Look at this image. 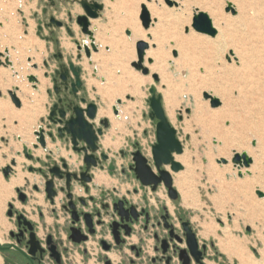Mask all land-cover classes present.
<instances>
[{"label":"rangeland","instance_id":"374dc122","mask_svg":"<svg viewBox=\"0 0 264 264\" xmlns=\"http://www.w3.org/2000/svg\"><path fill=\"white\" fill-rule=\"evenodd\" d=\"M82 1L102 6L98 18L91 20L90 29L97 50L91 52V59H87L84 53L81 57L77 55L79 45L90 46L92 42L76 22L77 17L85 15L80 5ZM145 2L0 0V62L8 60L5 66L0 63V139L16 133L31 147L35 141L34 131L42 127L53 135V140L46 139V146L52 150H34L31 147L33 154L38 150L41 153L33 155L32 161L22 155V159L30 163L27 168L45 171L53 163L59 165L63 158L71 172L77 171L79 165H73L66 158L69 154L75 158L77 155L69 144L59 140L48 121L50 107L55 102L52 96L54 79L61 81L55 77L56 71L63 66L69 69V79L75 78L69 68L71 64L79 69L78 79L83 88L79 92L80 97L96 105L97 123L102 119L108 121L98 146L114 171L109 174L106 166L103 171H97L105 179L102 188L108 194L126 195V191H131L137 184L130 177L120 176L119 169L126 167L130 160L121 158L120 152L129 154L138 144L143 156L151 159L150 147L155 143V122L148 117L147 103L148 89L152 86L161 95L165 114L183 145V153L175 156V161L183 169L172 174L173 187L179 199L175 203L168 201L163 188L158 194L164 196L169 210L188 219L199 240L211 247L206 264H238L219 250L218 241L225 239L226 229L229 237L243 248L245 255L253 256L256 264H264V199L255 193L257 189L264 191V0H184L185 11L179 22L174 26L161 27H157V17L150 11L156 8L166 15V9L174 4L168 6L164 0H152L148 3L152 24L147 29L139 20L141 5ZM228 3L234 5L235 15L225 12ZM208 6L216 7L223 24L224 20L227 22L229 36L226 41L229 45L227 51L219 54L221 61L212 59V47L209 45L218 31L211 38L191 29L192 17L198 11L207 14L217 30L221 26V21ZM242 17L247 18V27L242 26ZM51 19L61 26L51 24ZM126 29L131 31V37L126 35ZM149 32L151 39H148ZM140 40L147 43L150 40L151 51L159 53L158 57H151V62L146 58L142 63L148 70L146 75L132 66V63H137L136 43ZM230 40L235 42L237 51ZM173 41L175 48L178 41L188 48L186 53L193 63L188 69L183 66L184 61L183 65L180 64L184 58L183 50L179 51L178 57L172 55V48L168 45ZM229 49L235 51L243 67L229 64L224 59ZM170 62L174 68L169 67ZM201 67L205 69L204 73H201ZM191 70L195 72L193 76H190ZM154 73L158 76L157 81L152 78ZM30 76L35 78V82H29ZM8 91H15L21 99L19 110L11 102ZM67 93L65 95L69 98ZM204 93L218 98L220 105L211 108L209 100L203 97ZM117 100L121 103L117 104ZM113 107L117 109V115L113 114ZM226 119L232 122V127L225 126ZM52 146L59 149L55 151ZM235 153H246L251 158L252 163L247 169L237 168L232 163ZM221 159L227 163L222 164ZM18 165L19 159L15 168ZM30 173L38 180L34 183L27 179L24 181L19 190L27 196L24 204L17 197V211L25 212L35 222L39 236L52 234L58 239L56 233L62 235L63 228L57 226L69 221L68 215L65 217L59 207L66 203L65 195L58 192L54 201L60 210L57 217L51 213V205L45 198L41 176ZM11 176L13 173L5 178L6 182ZM221 179L223 184L219 183ZM250 180H257V185L243 187V183ZM178 183L183 184L180 190ZM222 185L235 188L222 193ZM76 186H73L72 194L83 197L75 193ZM39 193H43L44 201H39L37 208H31L32 196L36 198ZM91 193L95 194V191L91 189ZM182 194H185L189 207L184 205ZM10 205L12 203L5 206L3 213L0 209L1 232L6 221L11 222L6 212ZM104 224L100 232H108L107 219ZM205 227L209 230L206 235L203 233ZM0 256L3 258L1 253ZM75 257L77 260L80 258L77 254ZM98 257L91 252L88 264H98Z\"/></svg>","mask_w":264,"mask_h":264},{"label":"water","instance_id":"95a60500","mask_svg":"<svg viewBox=\"0 0 264 264\" xmlns=\"http://www.w3.org/2000/svg\"><path fill=\"white\" fill-rule=\"evenodd\" d=\"M164 2L169 6V4L164 0ZM81 8L84 11L85 15L77 17V24L81 28L82 33H84L85 36L88 37L90 41V49L93 52H96V47L93 43V37L92 32L88 30L89 28V20H95L98 18V13L102 10V6L97 3H87L85 1L80 2ZM231 5L230 3L227 4L225 7V12L230 13L231 15H235V10L232 7H229ZM149 13V12H148ZM144 13L140 11L139 20L141 22V25L143 28L144 21H143ZM198 16H206L208 20L211 22L210 18L207 16V14L203 12H197L191 20V29L201 35H205L211 38H214L211 33H205V32H199L196 28L193 27V22ZM51 24L56 25L57 27L61 26V23L57 22L54 19L50 20ZM151 18L150 15L148 17V26H150ZM212 24V22H211ZM213 26V24H212ZM145 28V29H147ZM213 30L216 32V29L213 27ZM188 31V29H187ZM144 42L138 41L136 43V55H138L139 52V45ZM147 49V47L144 49V51ZM79 50V46H78ZM86 51V57L89 56V52ZM78 56H80L78 54ZM1 63V62H0ZM138 63V62H137ZM8 64V60L5 59V65ZM132 66L136 69H139L144 75V69L145 67L140 64V67H136V63H132ZM69 68L75 77V82L77 86L79 87V79H78V73L79 69L73 67L71 64H69ZM69 69L64 68L61 66L59 71H56V76L60 78L62 82H66L69 78ZM148 73V71H147ZM152 78L154 81H157V79L154 78V75H152ZM29 82L33 83L35 82V78L30 76L28 77ZM149 98L147 100L148 107H149V114L148 117L151 121L155 122L154 124V135H155V143L151 145V159H147L141 151L138 149V144L134 145V152L132 155V166L131 171L133 172V175L135 179L139 182V184L142 187H150L151 190H155L158 186H163L169 191V197L171 200H177L178 198V192L173 187V177L172 174H176L180 171H182L183 166L175 161V156H179L183 153V145L177 138V132L173 128V126L170 124L165 111L163 109L162 105V97L157 92V90L154 87H150L148 89ZM74 95V94H72ZM209 95V94H208ZM8 96L10 97L11 102L16 108H20L21 104L19 99L13 95L11 92H8ZM203 97L205 99V93L203 94ZM208 100V99H207ZM17 101L19 103H17ZM81 103L85 104V108H80L78 104L75 102L69 101V105L67 106V112H69V116L66 117V112L60 113V120L59 124L61 125V128L57 131L59 133L63 132L64 135H60L58 138H65V143L69 144L71 146L72 152H74L77 155L76 163H79L80 160V166L78 167L77 171H70L68 163L65 159L61 158L59 160V165L53 163L52 166L47 167V170H42L40 168H33L29 167L27 170L28 172L37 173L42 178L43 183V191L45 193L46 200L52 205L55 201V198H57V193H63L65 195L66 203L62 206V209L65 211V213H68L71 218V225H74L81 219L84 223V225L87 227L88 233L90 235L94 234L93 230V217L91 214L83 213L78 214L75 209V202L73 199L72 194V188L75 184H78L80 187L84 189V191H87V184L91 181V178L89 176V171L91 168H95L96 158L93 155L98 150V139L103 134L102 129H94L93 125L91 124V121H93L97 115V107L94 103L86 102L84 99L81 100ZM121 101L117 100V104H120ZM211 108H216L220 105H212L211 101L209 100ZM115 108V107H114ZM117 109L115 108L113 110V114L117 115ZM52 115V113H51ZM50 119V118H49ZM101 125L103 128H106L108 126L107 119L101 120ZM46 139L49 138L53 140V135L51 133H45ZM34 136H37V145L34 143L32 144V149L37 150L38 147H40L42 150H45L46 147V139L45 136L42 133L34 132ZM22 155L32 161L33 160V154L32 152H28L26 146H23L22 148ZM106 156L104 154L101 155L102 160H106ZM232 163L237 168H248L250 164L252 163V160L249 156H247L246 153L237 154L235 153L232 158ZM222 164H226L227 161L224 159H221ZM15 165V162H11L10 166L5 167L2 170V174L5 178H7L11 173V167ZM154 168V169H153ZM110 170L113 169V166L111 165ZM154 170L156 171V174L154 173ZM34 190H38L37 186H33ZM257 191H255L258 198H260L257 194ZM17 197L18 200L22 203L25 202L26 196L20 191L17 190ZM76 200L83 204L82 198H76ZM63 200H61L62 203ZM11 209V206H10ZM113 211L116 212L117 217H119L120 224L113 222L110 224L109 228L111 229V233L114 236V239L117 244L121 242L119 238V232L118 229L121 228L125 230V235H128L130 232V229L128 228V223L131 221L137 220V214L135 213L134 207L130 206L128 209L123 208V202L119 201L117 204L113 205ZM12 215L11 210L8 212V216L10 217ZM81 216V218H80ZM99 216V214H97ZM99 218V217H98ZM131 218V220H130ZM17 226H23L26 227L29 233V240L26 243L28 247V256H34L35 253L38 251L41 255L43 250L40 249L39 241L36 239L35 233L33 232V226L32 224L26 220V218L19 214L16 217ZM97 225L100 224V220L96 222ZM182 228L184 232L185 237V243L187 246V250H180L178 253V260L181 262V264H189L190 258L189 256L195 261L196 264H203L201 262L202 255L205 251V245L202 247V251L198 250V239L196 236V233L194 232L191 223L189 221H185L182 223ZM69 239L75 243L79 244L81 242H84L87 237L84 236L79 229L70 227L69 228ZM170 239H175L176 241L180 242L181 240L175 236L172 231L169 233ZM101 246L104 250H108L109 246H107L104 242H100ZM46 245L48 246V250L51 253L50 257H54L57 264H59V258L55 251V246L52 244L51 237H47ZM167 241H162V253L165 254L167 250ZM6 250H15L22 256H27L24 252H22L19 248H17L15 245L11 244L8 247L0 246V251H6ZM169 260V259H168ZM105 264H109L108 262H105Z\"/></svg>","mask_w":264,"mask_h":264},{"label":"flooded vegetation","instance_id":"af4514ba","mask_svg":"<svg viewBox=\"0 0 264 264\" xmlns=\"http://www.w3.org/2000/svg\"><path fill=\"white\" fill-rule=\"evenodd\" d=\"M55 77L57 78L56 75ZM79 84L80 85L78 87L75 82V78H68L66 82L54 79L52 96L55 98V102H53L50 107L48 121H50V123L52 124V127L54 128V130L52 128V131L56 132L57 137H59L60 135H64L63 132L59 133L57 131L61 128V125L59 124V116L61 112H66V117L69 116V112H67L66 109L69 105V101L73 103L75 102L79 105L80 108H85V104L81 103V100L84 98L80 97L79 95V92H81L83 88L81 82ZM65 93L69 95V98L65 95ZM91 124L93 125V128L95 130L99 128L103 130L101 120H98L97 123V115L95 119L91 121ZM43 131L45 133H48V131H45V129H43ZM59 140L64 141L65 138L63 137ZM133 152L134 150L130 151L129 154L120 152L121 158L130 159L126 164V167L122 166L119 169L120 176L130 177L137 184L131 189V191L127 190L126 195H123L121 193L108 194V192L102 188L103 185H100L96 189L91 187V184L94 181L92 172L103 171L105 169V166L106 170L109 171V174H112L114 171V168L112 170L109 169L111 165H108V157L105 154L104 155L107 157L106 160L101 159V155L103 153L100 151L99 146L98 150L93 154L96 158L97 165L95 168H91L89 171L91 181L86 185L87 191H84L83 197H77L73 195L77 213H87L92 215L94 230L93 235H90L88 233L87 227L84 225L81 219L79 220L80 222L71 225L70 215L68 213H65V211L62 209V206L65 204L59 205V207H61V209L63 210L65 217H67L66 215H68L69 221H67V223L62 225L61 227L57 226V228H63L62 235L56 233L58 239H56L52 234H43L42 236H39V228L36 226L35 222L29 219L24 213L18 212L17 209L14 208V206L10 205L11 209L9 206L8 211L6 212L7 217L12 221L14 225V230H10L7 234L8 243L2 245L0 243V246L8 247L13 244L27 255L28 247L26 243L29 240L30 232L26 227H18L16 221V217L19 214H22L26 218V220L32 224L33 232L35 233L36 239L39 241L40 249H42L43 252L40 255L37 251L34 256L31 257L27 255L25 257L15 250L0 251L4 258V263L57 264L55 258L50 257L51 253L49 252L48 246L46 245L47 237L50 236L52 244L55 246L54 252L57 253L59 258V264H88V257L90 256L91 252L93 253V256H99L98 264H105V262H108L109 264H181V262L178 260V253L180 250H187L182 223L189 220L184 218L183 216H181V214L175 212L174 210L173 212H171L169 210L167 201L164 199V196H160L158 192L163 188L165 197L168 198V201H171L172 203H175L179 199V197L177 198V200H171L169 197V191L163 186H158L155 190H151L150 187H142L139 184L130 169L132 166L131 154ZM154 173L156 174L155 170ZM77 186L79 185L77 184ZM91 189L95 191V194L91 193ZM113 190L115 191L116 189ZM21 192L25 196H27L23 191ZM133 197H138L136 202L133 200ZM150 197L152 199H150ZM76 198H82L83 204H80L76 200ZM119 201L123 202L124 209H128L130 206L134 207L135 213L138 216L136 221H131L130 223H128L127 226L130 229L128 235H125V230L121 228L118 229L121 242L117 244L109 226L113 222L120 224L119 217H117L116 212L113 211V205L117 204ZM59 204H61V202ZM59 207L56 208L55 204L53 203L51 205V213H55L57 216V214H59L60 212ZM10 210L12 215L9 217L8 212ZM97 214H99V216H97ZM39 216H41V214ZM105 219L108 220V224H106L108 232H100L99 229H101L105 225ZM98 220H100L99 225L96 224ZM57 224L59 223L57 222ZM70 227L79 229L80 232L87 237V239L79 244L73 243L69 239ZM170 231H172V233L181 241L178 242L175 239H170ZM194 232L196 233L195 230ZM93 239L94 242L91 241ZM197 239L199 251H202V247L205 245V251L202 255L201 262L203 264H206V259L210 258V256L208 255V251L211 247L208 244L201 242L198 236ZM164 240L167 241L168 246L165 254L162 253L161 248L162 241ZM100 242H104L107 246H109V249L104 250ZM76 254L80 256L79 260L76 259ZM189 258V264H196L190 256ZM77 261H79V263Z\"/></svg>","mask_w":264,"mask_h":264},{"label":"bare ground","instance_id":"6f19581e","mask_svg":"<svg viewBox=\"0 0 264 264\" xmlns=\"http://www.w3.org/2000/svg\"><path fill=\"white\" fill-rule=\"evenodd\" d=\"M160 1H163V0H160ZM178 1H179V4L177 3ZM173 4H174L173 7L166 9V10H168L167 13H166V15L162 14L159 11V9H156V8H154V9H152V11H150L153 16L157 17V24H159L157 27H161V26H165V25L174 26L182 18V15H183V13L185 11L184 10V7H183V6H185L184 5V0H181V3H180V0H173ZM177 4L179 6L178 7H175V5H177ZM149 6L150 5L147 4L148 12H149ZM208 7L212 10V13L215 15V17L219 21H221V26L218 27V30L215 28V24L213 23V25H214L213 27L216 29V31H218V35H217V37L215 39H213V41H210L209 42V45L212 47L211 48V50H212V59L213 60H220L221 61L222 59H221V57H220L219 54H221L222 52L227 51V48H228L227 47V44L229 45V43L226 41L227 40L226 37L229 36L227 34V26H226L227 22L224 20V24H223V22H222L223 19H221L222 17L219 15L218 9L216 7H214V6H208ZM231 7L234 9V5L233 4H231ZM150 12H149V15H150V18H151ZM88 22H89V28H88V30L91 32V30H90L91 20H89ZM241 23H242V26L243 27H247V25H248L247 18L246 17H242L241 18ZM151 24H152V21H151L150 25ZM154 29H155V27H154ZM144 32H147V31H144ZM140 41H142L144 43H147L144 40H140ZM153 41H154V39H153ZM149 43H150V40H149ZM149 43H147V45H148L147 48L148 49L144 51L145 59L148 58V60L151 57H155V56L158 57L159 56V53H153V51H151V47L150 46L152 44L149 46ZM230 43L233 44L232 46L234 47V50L237 51V49H236V47L234 45L235 42H233V40H230ZM207 44H208V42H207ZM176 48H178L179 51H182L183 50L184 58H182V61L181 60H179V61H181L180 62L181 65H183V61H184V65L183 66L188 69L191 65H193V63L191 62L190 58H188L189 56L186 53L187 50H188V48H184V45L182 44V41L181 42H179V41L177 42ZM85 50H87L89 52V56H91L92 50L90 49V46H87L86 44L79 45V50H77L78 51L77 52V55L79 54L81 56V54L84 53V55L86 56V51ZM86 58L89 59L90 57L89 58L86 57ZM242 63L243 62H241V60H240V64L239 65H241L243 67V64ZM1 65H4L5 66V60L1 62ZM136 70H139V69L136 68ZM193 73H195L194 70H191V75L190 76H193L192 75ZM9 92H11L13 95L16 96V92L15 91H9ZM114 109L115 108L113 107V110ZM34 132L42 133L45 136V139H46L45 132L40 127H38ZM34 138H35V142L34 143L37 145L38 144L37 143V138L38 137L35 136ZM27 151L28 152H31V150L29 148H27ZM67 157H66L67 160L69 159L73 165L80 164L78 162L76 163V161H75L76 158L73 159V157L71 155H68ZM174 158H175V160H177V157H174ZM253 169H256V167H254ZM223 179L219 180V183L220 184L221 183L222 184L224 183V180ZM243 184H244L243 187L248 188V187L252 186L253 184L254 185H257V180H250V181H247V182H245ZM182 185H183L182 183H178L177 184L179 190L181 189V186ZM230 188H235V186L229 187V186L222 185L220 187V191L223 193V191H228ZM257 190H259V189H257ZM83 191H84V189H83ZM259 191H263V190H259ZM187 198H188V196H187ZM182 200H183L184 205L186 207H189V204H187V201L185 200V194H182ZM206 228L207 227H205V232H203L204 235H206L207 233H209L208 232L209 230L206 229ZM228 234L229 233H227V229H226L225 230V239H220L218 241L219 250L221 252L227 254L229 260L236 261L238 264H256L255 263L256 261L253 260L254 257L251 256V255H249V254L248 255H245V253L243 251V248L240 246V244L239 243H235V240H233L231 237H229ZM0 243H3V240L1 239V237H0Z\"/></svg>","mask_w":264,"mask_h":264},{"label":"crops","instance_id":"0c3cea01","mask_svg":"<svg viewBox=\"0 0 264 264\" xmlns=\"http://www.w3.org/2000/svg\"><path fill=\"white\" fill-rule=\"evenodd\" d=\"M81 56H82V54H81ZM89 59H91V56ZM16 96L20 100V104H21V99L19 98L17 93H16ZM19 109L20 108H18L17 110H19ZM0 141H1V146H0V209H3L2 210V213H3V211L5 212V206H7L9 203H12L14 208L18 209V208H16V202H17L16 201V199H17L16 191L23 187V183L26 179L34 183V182H37L38 177H36V175L31 174L30 172L27 171L26 168L29 166L30 163H26L25 162L26 160L22 159L23 158V156H22L23 145H26V148H29L32 152L31 147H29L27 144V140H25L22 136L15 133L11 136H6L4 138H1ZM39 148H37V149H39ZM46 148L52 150V148L49 146L48 147L46 146L45 149ZM53 148L55 151L59 149L58 146H54ZM35 153L38 154L41 152L38 150ZM32 154H33V152H32ZM36 154H33V155L36 156ZM18 159H19V165H18L19 167L15 168L17 166ZM73 159H75V157H73ZM11 162H15V165L13 167H11V173H13V176H11L12 178L9 179L8 182H6L5 177L2 174V170L5 167L10 166ZM92 174L94 176V181L91 184V187L96 189L100 185H103L105 183V179L100 173L95 171V172H92ZM75 193L78 196H84L83 188L80 186H76ZM32 197H33V201L30 202L31 208H33V207L37 208L38 205H40L39 201H44L43 193H39L36 198H35V196H32ZM133 198L136 199V201L138 199V197H133ZM1 229H3L2 232L0 231V237L3 240V243H1V245H2L5 243H8L7 234L10 230H14V225H13L12 221L11 222L6 221V224H4V228H1ZM0 264H4V258H2L1 256H0Z\"/></svg>","mask_w":264,"mask_h":264},{"label":"snow or ice","instance_id":"6c2138e0","mask_svg":"<svg viewBox=\"0 0 264 264\" xmlns=\"http://www.w3.org/2000/svg\"><path fill=\"white\" fill-rule=\"evenodd\" d=\"M152 0H146L145 3H142L141 8L142 11L144 13L143 16V21H144V26L145 28H147L148 26V17H149V13H148V8H147V4L151 3ZM166 2L169 4V6L173 5V0H166ZM229 7H231V5H229ZM193 27L196 28L199 32H205V33H211V35L213 37L216 36V32L213 30V26L211 24V22L208 20V18L206 16H198L196 17V19L193 22ZM185 33H187V27H185ZM126 35H128L129 37H131L132 33L130 30L126 29ZM151 33H148V39H151ZM148 47L147 43H142L139 45V52L138 55L136 57V60L138 61V63H136V67H140V64H142L144 62L145 56H144V49ZM168 47L172 48V55L178 57L179 56V50L176 49L174 47V41L172 43H170L168 45ZM224 59L228 61L229 64H236L239 65L240 64V60L238 58V56L236 55L235 51L229 49L228 52L224 55ZM149 61L151 62V58H149ZM169 67H173L174 65L170 62L169 63ZM147 68L144 69L145 74H147ZM201 73H204L205 69L203 67H201L200 69ZM154 78L158 80V76H156V74L154 73ZM205 96L208 100L211 101L212 105H217L220 103L218 98H213L210 95H208L207 93H205ZM17 103H19L17 101ZM191 110L189 109V114H190ZM224 124L226 127H232V122L230 120H225ZM197 131V134H199V131ZM253 145L255 144V141H252ZM249 175H251V173H249ZM258 196L261 199H264V191H257ZM250 230V229H249Z\"/></svg>","mask_w":264,"mask_h":264}]
</instances>
